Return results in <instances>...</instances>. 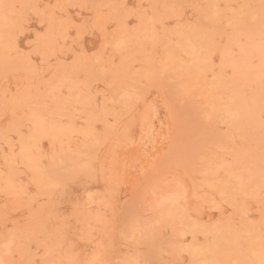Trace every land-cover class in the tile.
Wrapping results in <instances>:
<instances>
[{
    "label": "rangeland",
    "instance_id": "rangeland-1",
    "mask_svg": "<svg viewBox=\"0 0 264 264\" xmlns=\"http://www.w3.org/2000/svg\"><path fill=\"white\" fill-rule=\"evenodd\" d=\"M0 264H264V0H0Z\"/></svg>",
    "mask_w": 264,
    "mask_h": 264
}]
</instances>
